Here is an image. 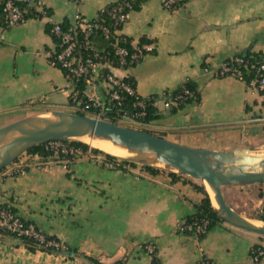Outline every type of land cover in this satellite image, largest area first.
Listing matches in <instances>:
<instances>
[{"label":"crops","instance_id":"0c3cea01","mask_svg":"<svg viewBox=\"0 0 264 264\" xmlns=\"http://www.w3.org/2000/svg\"><path fill=\"white\" fill-rule=\"evenodd\" d=\"M115 1L28 0L33 14L25 22L6 27L0 16V126L38 112L80 111L73 82L52 60L50 27L75 14L93 19ZM118 32L132 45L153 46L136 64L113 70L131 77L139 96L173 91L186 81L197 92L181 105L151 106L156 117L138 121L143 128L212 150L264 144V92L215 76L223 60L264 52V0H187L175 8L143 0ZM105 91L102 84L96 88L102 100ZM106 161L87 149L68 164L54 161L14 176L0 171V205L65 245L61 252L31 251L0 234V264H94L90 258L99 264H264V252L256 259L252 253L255 245L264 250L260 235L223 221L202 236L179 229L203 198L192 178L160 168L151 173L138 163L112 168ZM258 184L226 185L222 193Z\"/></svg>","mask_w":264,"mask_h":264},{"label":"water","instance_id":"95a60500","mask_svg":"<svg viewBox=\"0 0 264 264\" xmlns=\"http://www.w3.org/2000/svg\"><path fill=\"white\" fill-rule=\"evenodd\" d=\"M90 137L111 142L135 163L204 181L214 195L217 217L236 228L264 237V222L249 221L226 202L222 187L264 183L262 149L212 150L172 142L141 129L78 112L51 110L24 116L0 126V171L32 147L57 140ZM81 141V140H79ZM83 142V141H82Z\"/></svg>","mask_w":264,"mask_h":264},{"label":"built area","instance_id":"2783aa9c","mask_svg":"<svg viewBox=\"0 0 264 264\" xmlns=\"http://www.w3.org/2000/svg\"><path fill=\"white\" fill-rule=\"evenodd\" d=\"M184 1L187 0H163V6L172 8L174 5H178ZM0 8L2 21L6 27L23 23L28 18L26 8L16 4L14 0H0ZM111 15L117 18L119 25H122L126 19V13L122 12L121 6H118ZM71 22V25L66 27H62L60 23L53 24L52 32L57 38V43L60 47L59 51L54 55L53 61L73 83L81 79L85 83V87L88 86L87 92L84 93L82 91L85 101L83 103L82 100H79L82 105L78 110L87 114L90 113V115H94L95 117H100L103 114L104 103L96 92V88L101 84L106 89L109 100H112L116 105H120L125 96H133L132 104L138 110L131 115L126 114V112H119V116H116L118 119L126 118L136 121L137 118L142 117L146 113V106L148 105L157 106L158 103H162L164 107H169L171 105H178L187 98L194 96V91L184 87L176 94L167 91L159 95L139 96L135 87L126 81L124 77L116 75L113 70L115 68L129 67L136 64L146 52L152 49V44H134L130 50L118 44L117 40L113 42L109 41V45L112 47V52L109 55V51L104 46L96 45L90 41L91 34L96 30H99V34L105 40L110 39L109 27L99 22V12L93 19H86L79 14H75ZM77 28L82 32V43L91 52L88 56L81 57L76 54L79 45ZM115 32H118V30ZM104 67L108 71L104 75V78L100 80L99 72ZM251 70H254L255 74L249 79H246L245 75L250 73ZM215 76L234 77L264 92V52L262 59L253 63H243V59L239 56L223 60L216 67ZM90 107H95L96 111H90ZM54 142L56 145L52 144ZM44 144L45 147L55 152L60 151L64 154L76 153L80 155L83 152L78 148L68 147L59 140ZM105 164L112 167V163L109 161H106ZM208 223L209 220L202 217L184 227L180 223L179 228L180 230L186 228L192 231L194 235H198L206 232ZM0 229L12 233L16 239L22 237L32 238L37 243L47 247L64 249L62 243L58 240L46 239L45 234L36 228L33 223L25 222L16 212L7 208L0 209ZM144 248L150 254L154 252L151 244L144 245ZM263 252L262 248H258L253 254L254 259L262 255Z\"/></svg>","mask_w":264,"mask_h":264},{"label":"trees","instance_id":"16d2710c","mask_svg":"<svg viewBox=\"0 0 264 264\" xmlns=\"http://www.w3.org/2000/svg\"><path fill=\"white\" fill-rule=\"evenodd\" d=\"M16 2V4L23 6L26 8V15L27 17L29 16V14H33L32 12V8L31 6H29L28 0H23V1H17L14 0ZM143 0H116L115 2H111L107 5H105L101 11H99V22L101 24H104L106 26L109 27L110 29V39L109 40H105L100 34H99V30L94 31L91 36H90V41L92 43H95L96 45L99 46H104L108 51H109V55L112 52V47L111 45H109V41L113 42L115 40L118 41V44L123 45L125 47H127L128 49L131 50L132 47V42L130 39H128L126 36H123L122 34H119V32H115L116 30H120V28L122 27V25L118 23L117 18L115 16H112V12H114V10L118 7L121 6L122 8V12L123 13H128L130 10H134V9H138L141 2ZM184 2L179 3L178 5H174L172 8L178 7L180 5H182ZM0 16L2 18V14H1V8H0ZM71 21L70 20H66V21H62L60 24L62 27H66L68 25H71ZM52 27L53 25L50 27V32L55 40L56 43V47L52 53V60L54 58V55L59 51L60 47L57 43V38L55 37V35L52 32ZM77 36H78V41H79V45L77 48V52L76 54H78L81 57H85L90 55V51L85 47V45L82 43V32L79 30V28H77ZM144 41L141 40L139 41L138 44L143 43ZM263 53L261 54H249V53H245L243 55H239V57H241L243 59V63H253V62H257L259 60L262 59ZM57 65V64H56ZM58 66V65H57ZM59 67V66H58ZM60 68V67H59ZM63 71V70H62ZM108 69L106 67L102 68L99 72V79H103L104 75L107 73ZM255 74L254 70H251L250 73H247L245 75L246 79H249L251 76H253ZM124 79L126 81H128L129 83H131L133 86V80L131 77L129 76H125ZM74 84V90L76 91V95L75 97L77 98L76 100H82V102L84 103L85 98L82 95V91L85 88V83L80 79L78 81H76ZM187 88L190 89L192 91H194V96L192 98L197 97V92L194 89V86L191 84V82L186 81L184 82L182 85H180V87H178L176 90L173 91H169L172 94H176L178 92L181 91L182 88ZM192 98H187L186 100L182 101L180 104L184 102L189 101ZM104 110H103V114L100 115V118L112 121L117 123L116 120V116L118 115L119 112H126L127 114L131 115L134 112H136L138 110L137 107H135L132 103H133V96H125L122 103L120 105H116L112 100H109V96L108 93L105 91V95H104ZM90 111H96L95 107H90L89 108ZM78 113H82L85 114V112L82 111H77ZM156 115L153 113L152 107L150 105L146 106V113L140 117L137 118V121L143 122V123H148L150 122L153 118H155ZM144 131H148L150 133H152V131L145 129V128H141ZM60 142L66 144L68 147H73V148H78L82 151H85L87 149H91L94 152H98L101 153L106 159L107 161L112 163V168H123L126 165H135L136 163L133 161H130L128 159H124V158H119L117 156L111 155L109 153H106L104 151H101L100 149L94 148V147H90L88 144H86L85 142L79 141V140H59ZM27 153L30 154H37L39 155V158H37V160H42V161H49V160H55V161H64L65 164L71 163L72 161H74V159L79 156V154L76 153H71V154H64L61 153L60 151L55 152L52 149L45 147V144H40V145H36L34 147H32L31 149L26 151ZM34 159V158H33ZM32 159V160H33ZM142 167L147 170L148 172L151 173H156L159 172L160 169L156 168V167H151V166H146V165H142ZM3 170V169H2ZM1 170V171H2ZM170 175L174 176L175 174L173 173H169ZM202 193H203V198L202 201L198 207V209L196 210V212L194 214H192L191 216L185 218L183 220V222H181V226L184 227L185 225L192 223L193 221H197L199 218L205 217L209 220V223L206 227V231L208 230V228L214 224V222L216 221H221L215 211L214 208L212 206L211 203V199L207 193V191L205 190V188L203 186H199V185H195ZM2 208H7L10 209L11 211H15V209L9 205L6 204H2L0 205V209ZM259 220L264 221V215H260L256 217ZM23 220V219H22ZM25 221V220H24ZM27 222V221H25ZM180 229V228H179ZM183 232L189 233V234H193L192 231L187 230L186 228H182ZM0 234L2 236H9L11 239L16 240V242L18 243H22L24 245L27 246V248L31 251L37 250V249H41V250H47L50 252H61V249H54L52 247H47L43 244H39L37 243L34 239L32 238H27V237H22L19 239H16L12 233L8 232L7 230H1L0 229ZM203 234H198L196 236H202ZM46 239H54L57 240L55 237L50 236V235H45ZM262 237V236H261ZM259 247L258 245H255L253 247L252 253H254L255 251L258 250ZM67 249V248H66ZM264 251V250H263ZM92 260V262L94 264H99L97 260L90 258Z\"/></svg>","mask_w":264,"mask_h":264},{"label":"rangeland","instance_id":"374dc122","mask_svg":"<svg viewBox=\"0 0 264 264\" xmlns=\"http://www.w3.org/2000/svg\"><path fill=\"white\" fill-rule=\"evenodd\" d=\"M88 115H90V113ZM116 120L118 124L123 125V126L133 127L137 129L143 128V126L140 123H138L137 120L134 121V119L129 120L126 118H122V119L116 118ZM52 144L56 145L55 142ZM90 147L97 148L92 145H90ZM258 148L262 149L264 152V144L259 145ZM263 152L261 151V154H263ZM37 158H39V155L37 154L33 155L30 153L24 152L14 162L6 166L2 170V172L8 176H14L18 173H22L28 167H41V166L45 167L49 163L55 161L53 159L49 161L48 160L42 161L39 159L37 160ZM192 181H195V183H197V185L199 186H203L209 195V192L206 188V184L202 180L193 179ZM258 185L259 186L257 185L256 186H242L241 188L231 187V186L225 187L223 194H224V199L226 200V202L230 204L233 208L238 210L240 213L247 216L248 218L256 219L259 222H264L256 218L257 216L264 215V196H262L263 191H264V183H260ZM211 203H212V200H211ZM63 247L65 248V245H63Z\"/></svg>","mask_w":264,"mask_h":264},{"label":"bare ground","instance_id":"6f19581e","mask_svg":"<svg viewBox=\"0 0 264 264\" xmlns=\"http://www.w3.org/2000/svg\"><path fill=\"white\" fill-rule=\"evenodd\" d=\"M77 139L85 142L86 144H89L92 145V146H95L111 155H114V156H117V157H129L131 154L128 153L126 151V149H123L121 147H118V146H115L113 145L111 142L107 141V140H101V139H91L90 137H86V136H82V137H78ZM263 152V151H262ZM261 156H264V152L263 154H259ZM204 182V181H203ZM205 183V182H204ZM206 184V183H205ZM206 188L209 192V195L211 197V200H212V204L214 206H216V203H215V200H214V195H213V192L211 191V189L209 188V186L206 184ZM249 221L253 222V223H256V224H260L261 222H259L258 220L256 219H250Z\"/></svg>","mask_w":264,"mask_h":264}]
</instances>
